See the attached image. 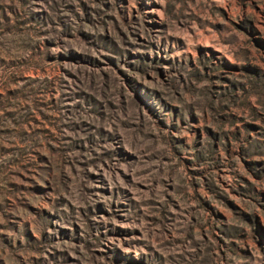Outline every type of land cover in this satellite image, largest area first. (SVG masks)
I'll return each instance as SVG.
<instances>
[{
    "label": "rangeland",
    "instance_id": "obj_1",
    "mask_svg": "<svg viewBox=\"0 0 264 264\" xmlns=\"http://www.w3.org/2000/svg\"><path fill=\"white\" fill-rule=\"evenodd\" d=\"M0 264H264V0H0Z\"/></svg>",
    "mask_w": 264,
    "mask_h": 264
}]
</instances>
